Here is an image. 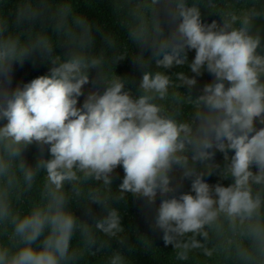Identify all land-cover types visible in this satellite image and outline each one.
Returning a JSON list of instances; mask_svg holds the SVG:
<instances>
[{"label":"clouds","instance_id":"clouds-1","mask_svg":"<svg viewBox=\"0 0 264 264\" xmlns=\"http://www.w3.org/2000/svg\"><path fill=\"white\" fill-rule=\"evenodd\" d=\"M8 3L0 0V264H88L99 252L106 264H131L111 250L112 239L127 241L116 205L128 194L154 205L184 179L190 192L162 199L153 221L175 259L200 252L224 264H264V0L239 8L111 0L127 39L151 49L134 57L144 69L135 98L115 73L126 55L114 51L107 31L105 47L94 51L99 26L73 0H16L14 15ZM202 7L222 22H203ZM61 46L64 54L56 52ZM37 52L48 74L12 87L14 65ZM186 64L196 76H213L195 98V76L161 70ZM92 69L104 90L90 91L78 107ZM33 145L34 165L25 157ZM119 166L124 176L114 188ZM217 168L230 184L206 182ZM78 202L89 211L101 206L102 217L79 219L70 207Z\"/></svg>","mask_w":264,"mask_h":264},{"label":"trees","instance_id":"trees-1","mask_svg":"<svg viewBox=\"0 0 264 264\" xmlns=\"http://www.w3.org/2000/svg\"><path fill=\"white\" fill-rule=\"evenodd\" d=\"M191 3V0H189ZM77 10L84 14L90 21L99 26V30L94 29V35L96 37L94 51L99 52L105 47L103 41V33H111L115 43V52L126 55L124 59L120 60L115 66L116 75L124 78L128 81L125 90H131V94L135 98L138 95L137 89L140 83L142 73L144 69L134 60L137 55L143 54L145 57L149 56L151 49L149 46H145L143 49L136 43L127 39L126 33L121 28L118 17L113 12L111 0H73ZM215 3L219 7H224L229 4L235 5L237 8L242 7L251 0H215ZM16 0H9V3L5 6V12H10L14 15L15 13ZM202 20L205 23H211L216 20L218 23L222 22L221 17L218 13H211L210 9L201 8ZM169 30V25L165 21V31ZM67 51L64 47H57L56 52L64 54ZM188 64H190L195 56V50H189L187 52ZM51 67L50 63L42 58L41 53L37 52L33 56L28 57L25 62L21 65L16 63L13 67L12 74V87L17 84L23 85L30 82L32 79L37 78L41 75H46ZM152 71H156L155 66L152 67ZM166 74L173 76L177 72H184L189 77L197 79L196 86L191 89V95L195 98L202 94V89L205 84L213 82L212 74L204 71L202 75L196 76L191 73L188 65L182 67H173L171 69H161ZM90 83L85 85L82 95L78 98V107L82 106L86 95L93 90H99L103 92L104 86L96 80L97 70L92 69L89 73ZM181 92L189 93L187 86H182ZM188 109H185L187 115ZM2 123V122H0ZM257 127L261 125L257 122ZM39 154V148L33 145L25 152V157L28 163L34 165L36 163L35 157ZM48 153L45 151V156ZM214 163L220 165L222 168L225 164L223 153L216 151L214 157ZM199 167V165H198ZM220 169H214L212 175H205L204 179L210 185L221 183L225 186L230 184L231 180H224L219 175ZM124 172L122 166L117 167L113 174V187H117L123 179ZM174 176L178 179L180 176L179 172L174 173ZM175 182V181H174ZM191 189V179H184L182 186L175 193H170L168 197H163L158 194L154 205H149L147 201L142 197H134L128 194L126 201L119 202L116 205L119 208L121 215V223L127 233V241L124 245L114 238L111 240V250H119L122 254L129 258L131 264H224L223 260L218 256L207 257L200 252H193L190 255L188 261H177L175 254L171 247L165 246L162 240L163 233L153 227V221L156 216V209L158 208L160 201L165 198H170L172 195H180L181 193H188ZM74 214L81 220L87 221L88 223H94L96 219L102 217V208L99 205H90V211L88 207H85L82 202L73 203L70 205ZM144 237L152 242V247H145L146 241ZM131 246V250L130 249ZM98 247V245L96 246ZM95 251V248L93 249ZM104 251H107L105 249ZM107 254L103 252L97 253L96 256H90L87 258L88 264H106Z\"/></svg>","mask_w":264,"mask_h":264}]
</instances>
